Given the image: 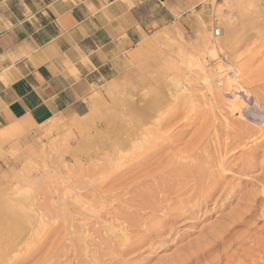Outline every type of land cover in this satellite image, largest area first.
Here are the masks:
<instances>
[{
    "label": "rangeland",
    "instance_id": "374dc122",
    "mask_svg": "<svg viewBox=\"0 0 264 264\" xmlns=\"http://www.w3.org/2000/svg\"><path fill=\"white\" fill-rule=\"evenodd\" d=\"M228 22L219 59L244 91L234 114L225 79L204 83L198 65L214 68L207 41L215 28L228 41ZM118 68L83 122L0 143V233H45L23 264H89L120 230L135 244L126 264L170 263L208 232L224 235L197 264H264V0L204 2Z\"/></svg>",
    "mask_w": 264,
    "mask_h": 264
},
{
    "label": "crops",
    "instance_id": "0c3cea01",
    "mask_svg": "<svg viewBox=\"0 0 264 264\" xmlns=\"http://www.w3.org/2000/svg\"><path fill=\"white\" fill-rule=\"evenodd\" d=\"M205 1L0 0V143L87 115L122 57Z\"/></svg>",
    "mask_w": 264,
    "mask_h": 264
},
{
    "label": "bare ground",
    "instance_id": "6f19581e",
    "mask_svg": "<svg viewBox=\"0 0 264 264\" xmlns=\"http://www.w3.org/2000/svg\"><path fill=\"white\" fill-rule=\"evenodd\" d=\"M223 1L226 5L232 4V0ZM205 2H214V0H206ZM228 14L229 11H220L217 12L216 16L225 19ZM224 29L225 33L229 36V38L227 37L228 41H226L225 43H222V41L221 43L218 42L217 38L219 37L215 38L213 36L214 30L212 31L213 39H208L207 41L206 56L209 58V60L215 62L214 68L209 71V74H207L205 71L206 68L204 64H201L199 62L198 65L199 71L202 76V81L204 83L208 84V81L212 79L220 83L222 79H225L226 86L228 88L226 95H228L230 98L228 108L230 112L234 114L236 112H239L238 106L241 105L240 98L241 94L244 93V91L242 90L241 86L237 83V81L228 78L227 71L225 70V68H223L220 63L222 59H219V54H222V47L226 46L227 44H231L235 35V28L233 24L228 22ZM233 75L234 78H237V71L234 70ZM89 115L90 114L88 113L87 115L84 114V116L82 117H74L73 119H76V122H83V120L87 119ZM144 201V205H148L147 209H149L151 212H154L155 210L152 208L154 204H150L151 201ZM37 223H39V226L42 224V217L39 216ZM41 231L42 230H40L39 228L27 231V238L22 243L13 242L14 238L12 236L13 233L11 232H9L8 234L4 233L5 235H3V233H0V239H2L0 240V264H23V262L27 261L29 258L37 254L43 247V245L39 243V240L45 237V233H41ZM120 231L121 233H118V237L120 239L121 244L118 245V249H115V247H107L104 253L98 255L100 256L99 258L96 257V253L89 254V264H126V261H124L123 257H125L134 248L135 244L130 243V238L127 237L124 231ZM222 235L224 234L220 233L219 235H216L215 233L208 232V234L204 236L202 241L192 247L190 246L191 248L189 247L190 249L186 250V253L179 257H176L175 259H172L170 263L161 262L160 264H197V261L200 258H203L209 250H214L215 248L220 247V242L223 238ZM83 250L85 254L88 253L87 247H84ZM49 255L50 254H48L47 257H45L40 262V264H48L50 262V259H48Z\"/></svg>",
    "mask_w": 264,
    "mask_h": 264
},
{
    "label": "built area",
    "instance_id": "2783aa9c",
    "mask_svg": "<svg viewBox=\"0 0 264 264\" xmlns=\"http://www.w3.org/2000/svg\"><path fill=\"white\" fill-rule=\"evenodd\" d=\"M220 32H221L220 29L215 28V29H214V33H213V34H214L213 36H214L215 38L219 37V36H220Z\"/></svg>",
    "mask_w": 264,
    "mask_h": 264
}]
</instances>
